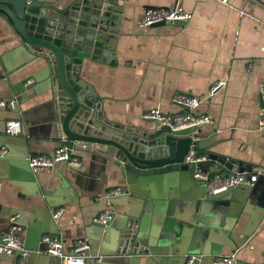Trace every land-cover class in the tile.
Instances as JSON below:
<instances>
[{
  "label": "crops",
  "instance_id": "0c3cea01",
  "mask_svg": "<svg viewBox=\"0 0 264 264\" xmlns=\"http://www.w3.org/2000/svg\"><path fill=\"white\" fill-rule=\"evenodd\" d=\"M176 6L190 17L162 26H138L145 8ZM20 56L11 29L0 18V75L5 78L0 84L7 82L5 89H0V99L15 101L13 109L0 108V155L5 154L0 158V239L10 218L16 216L30 251L28 263L61 264L59 258L46 253L40 240L43 234L59 236L64 251L85 238L96 253L93 245L99 242L103 229L94 218L106 206L105 193L115 187L126 190L110 200L114 217L107 226L125 220L124 212L133 214L139 201L117 173L104 171L99 163L90 166L86 157L77 154L73 155L80 160L79 167L58 162L50 170L32 172L27 157L50 154L60 141L41 124L45 112L37 106L38 100L25 99L28 91L21 93L34 72L32 66H22ZM115 60L114 65L87 62L82 69V77L102 99L108 119L118 124H143L142 114L148 109L157 108L165 114L189 111L173 102L178 92L203 97L190 110L210 119L197 132L200 147L250 164V172L258 173L252 193L261 194L264 132L258 130L257 119L264 80V0H229L228 4L216 0H127ZM218 82L223 85L211 93ZM6 118L22 124L20 134L5 133ZM197 166L209 175L231 173L213 160ZM198 181L205 186L204 181ZM191 191L182 186L179 193L188 196ZM232 193L243 195L232 222V231L240 239L237 246L226 236L227 231L210 227L187 250L175 223L160 222L154 216L144 221L148 253L109 257L104 244L98 249L99 263L185 264L187 255H195L192 264H214L217 256L234 255L241 264H264V195L247 200L250 188L242 185L233 187ZM58 208L63 211L53 219ZM15 258L0 254V264H15ZM86 264L98 262L88 259Z\"/></svg>",
  "mask_w": 264,
  "mask_h": 264
},
{
  "label": "water",
  "instance_id": "95a60500",
  "mask_svg": "<svg viewBox=\"0 0 264 264\" xmlns=\"http://www.w3.org/2000/svg\"><path fill=\"white\" fill-rule=\"evenodd\" d=\"M126 4L127 0H0V18L18 43L22 66H32L34 72L21 93L28 91L25 99L38 100L37 106L44 109L41 124L69 153L86 157L90 166L99 163L104 171L117 173L138 198L133 214L123 213L125 220L99 225L103 230L92 254L99 256L98 249L104 244L109 257L148 253L144 221L154 216L160 222L175 223L187 250L210 227L227 231L226 236L237 246L240 239L232 231V222L243 195L236 196L231 187L209 194L193 176L195 165L184 162V157L193 144L197 153L207 154L208 160L224 170L250 172L251 165L201 148L197 132L204 124L171 129L143 117V124L111 121L102 99L82 77L87 62L116 63ZM0 80L5 78L0 75ZM2 84L1 90L7 82ZM8 120L12 119H4ZM254 185L249 187L247 200L264 195V190L252 193ZM182 186L191 188L188 196L180 195Z\"/></svg>",
  "mask_w": 264,
  "mask_h": 264
},
{
  "label": "built area",
  "instance_id": "2783aa9c",
  "mask_svg": "<svg viewBox=\"0 0 264 264\" xmlns=\"http://www.w3.org/2000/svg\"><path fill=\"white\" fill-rule=\"evenodd\" d=\"M30 1V0H26ZM223 4H228L229 0H216ZM190 17L180 7L164 8V7H147L143 10L142 16L138 22V26L141 28L152 27L153 24L159 22L174 23L175 21L185 20ZM31 81V80H30ZM28 80V82H30ZM223 82L215 83L210 92L213 93L216 89L220 88ZM260 96L262 99V106L258 112L257 128L259 131L264 132V80L260 84ZM173 102L178 103L189 111L185 113H173L165 114L157 108L146 110L143 114V118L153 119L159 124L169 126L171 129H180L183 127L194 126L198 124H205L210 119L207 115L194 114L190 110L196 108L203 97H197L187 92H178L172 97ZM15 107V101L0 99V108L13 109ZM5 133L8 135H18L21 133V124L16 120H8L5 125ZM5 150L2 149L3 154ZM207 159L206 155L197 153L193 144H191L184 157V162L187 164L195 165L193 176L198 180H202L205 183L206 191L209 194L218 193L226 190L227 188H233L235 186H247L252 187L257 178L258 173L252 172H231L226 175L214 173L209 175L197 165ZM27 162L32 170L36 173L40 170H50L55 163L63 162L68 166L79 167L81 165L80 160L77 159L72 153H69L68 148L59 144V146L50 154H34L27 157ZM126 190L122 187H115L109 189L105 193L106 206L101 210L94 222L98 225L107 226L108 223L114 217V211L110 200L118 195L125 194ZM63 209L58 208L53 213V219H57ZM23 226L17 221L16 216L10 218V223L6 231L1 235L0 239V254L14 255L16 257L15 264H29L28 256L30 251L25 245V241L22 237ZM41 242L46 246V253L49 256H54L60 259L61 264H86L88 259H93L96 262H100L101 256L92 254V247L87 239H77L72 246L64 251L63 241L57 235L43 234L40 238ZM197 257L195 255H187L185 264H192ZM214 264H241L238 262L234 255L217 256L215 257Z\"/></svg>",
  "mask_w": 264,
  "mask_h": 264
},
{
  "label": "rangeland",
  "instance_id": "374dc122",
  "mask_svg": "<svg viewBox=\"0 0 264 264\" xmlns=\"http://www.w3.org/2000/svg\"><path fill=\"white\" fill-rule=\"evenodd\" d=\"M93 246H95V245H93ZM52 257H54V256H52ZM57 258V257H56ZM59 262H60V260H59Z\"/></svg>",
  "mask_w": 264,
  "mask_h": 264
}]
</instances>
